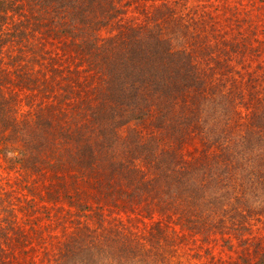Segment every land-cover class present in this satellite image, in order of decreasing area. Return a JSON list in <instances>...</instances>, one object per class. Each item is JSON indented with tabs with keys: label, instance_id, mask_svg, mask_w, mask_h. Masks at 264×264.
I'll list each match as a JSON object with an SVG mask.
<instances>
[{
	"label": "trees",
	"instance_id": "16d2710c",
	"mask_svg": "<svg viewBox=\"0 0 264 264\" xmlns=\"http://www.w3.org/2000/svg\"><path fill=\"white\" fill-rule=\"evenodd\" d=\"M0 168V264H264V0H0Z\"/></svg>",
	"mask_w": 264,
	"mask_h": 264
},
{
	"label": "rangeland",
	"instance_id": "374dc122",
	"mask_svg": "<svg viewBox=\"0 0 264 264\" xmlns=\"http://www.w3.org/2000/svg\"><path fill=\"white\" fill-rule=\"evenodd\" d=\"M1 170H2V169L0 168V173H1ZM1 177H4V175H2Z\"/></svg>",
	"mask_w": 264,
	"mask_h": 264
}]
</instances>
